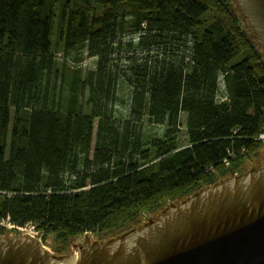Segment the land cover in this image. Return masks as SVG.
I'll return each mask as SVG.
<instances>
[{"label":"trees","instance_id":"trees-1","mask_svg":"<svg viewBox=\"0 0 264 264\" xmlns=\"http://www.w3.org/2000/svg\"><path fill=\"white\" fill-rule=\"evenodd\" d=\"M0 23V221L34 225L55 255L142 226L264 149V50L233 0H0Z\"/></svg>","mask_w":264,"mask_h":264},{"label":"water","instance_id":"water-1","mask_svg":"<svg viewBox=\"0 0 264 264\" xmlns=\"http://www.w3.org/2000/svg\"><path fill=\"white\" fill-rule=\"evenodd\" d=\"M264 50V0H233ZM68 256L29 236L0 237V264H264V164L172 203L109 241Z\"/></svg>","mask_w":264,"mask_h":264},{"label":"rangeland","instance_id":"rangeland-1","mask_svg":"<svg viewBox=\"0 0 264 264\" xmlns=\"http://www.w3.org/2000/svg\"><path fill=\"white\" fill-rule=\"evenodd\" d=\"M134 42L137 41V37L134 36ZM6 39V25L0 23V51L3 48L4 42ZM126 39H131L129 36ZM142 56V55H139ZM111 57V56H110ZM59 59H63L62 55H58ZM75 56H71L69 58V62L75 66ZM97 59L96 58H87V56L84 57V61L83 63L80 64V67L83 68V70H85V72L89 71V70H95L97 67ZM119 64L121 66H125L126 61L123 58L122 60L119 61ZM220 83V87L221 90H224V83H223V78L221 77L219 80ZM124 91L122 90H118V97L117 100L114 102V104H116V106L113 108L114 113L116 118H123L126 119L127 116L129 115L130 111H129V107H130V102H129V97L123 93ZM185 121V117H183V122ZM98 125V121H96V128ZM148 136H163V128L159 127V126H151V127H147L146 129ZM180 143L182 146H185L188 144V138H187V133L185 131V129H182L181 133H180ZM264 145V143H263ZM260 164H264V149L260 152V156L251 161L246 163L245 168H243V171H247L250 170L254 165L255 166H260ZM14 226V225H13ZM0 228H6L7 229V233H6V238H15V237H20V236H29L33 239H35L36 241H40L43 243V245L46 247V249L52 253L55 254V249L54 246L56 245V243L53 241V239L47 241L44 243V241L42 240V235L36 230L34 225H27L25 227H23L22 229H18L16 227H12L7 221L5 222H1L0 223ZM87 236V235H86ZM80 237L78 238L73 244L75 245H79L81 243H83L85 241V237ZM91 236V235H89ZM0 237L2 238V236L0 235ZM4 238V237H3ZM92 238V236H91ZM93 240H96L95 238H92ZM72 250V254L74 253L75 250H77V248L75 246L71 247Z\"/></svg>","mask_w":264,"mask_h":264},{"label":"built area","instance_id":"built-area-1","mask_svg":"<svg viewBox=\"0 0 264 264\" xmlns=\"http://www.w3.org/2000/svg\"><path fill=\"white\" fill-rule=\"evenodd\" d=\"M258 141L259 142H261V143H264V134H261L259 137H258ZM232 158H234L233 156H232ZM226 165L227 166H229L230 164H229V161H227V163H226ZM1 222H5V221H0V223ZM12 227H16V226H13L9 221H7ZM16 228H18V229H22V228H19V227H16Z\"/></svg>","mask_w":264,"mask_h":264}]
</instances>
